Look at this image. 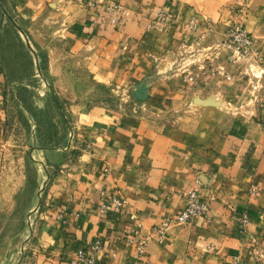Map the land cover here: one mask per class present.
Returning <instances> with one entry per match:
<instances>
[{
  "label": "crops",
  "instance_id": "obj_1",
  "mask_svg": "<svg viewBox=\"0 0 264 264\" xmlns=\"http://www.w3.org/2000/svg\"><path fill=\"white\" fill-rule=\"evenodd\" d=\"M6 3L20 20H50L65 58L50 68L61 78L71 63L126 98L97 95L104 101L62 111L39 93V106L23 92L44 78L0 62V264H87L79 255L96 241L94 264H230L249 235L264 234V0ZM235 26L252 36L259 62L236 60L223 44ZM235 71L253 84L252 106L230 98L242 94L229 92L241 81ZM21 130L30 133L24 159L13 150ZM35 132L48 142L58 132L57 143L35 147ZM191 190L210 199V222L173 225L160 240L155 230Z\"/></svg>",
  "mask_w": 264,
  "mask_h": 264
},
{
  "label": "rangeland",
  "instance_id": "obj_2",
  "mask_svg": "<svg viewBox=\"0 0 264 264\" xmlns=\"http://www.w3.org/2000/svg\"><path fill=\"white\" fill-rule=\"evenodd\" d=\"M52 26L53 25H50V20L47 18H40L36 21L20 20L11 7L6 3V0H0V62L5 66L6 70L10 71V74H17L19 76L29 74L32 65L36 71V75L39 74L44 78L43 80H38V82L34 84H25L29 89L26 88L23 95H28L27 99H29V103L38 104L39 106H41V104L44 105L42 100H38L39 93H45L46 96H49L62 111H69L70 107L75 103H83L84 105L89 106L91 103L104 101H97V99L93 98V96L97 95H99V97L106 96L108 98L107 103L109 104L114 102L115 105V102H123L126 95L117 93L113 89H108L102 84L93 83L85 71H75L74 68H72L70 63L71 59L69 57L66 59L70 63L68 65L71 67L68 66L70 79L65 77L66 73L64 77H60L61 73L59 67L54 69L50 68V61L65 59L58 52L59 42L57 39L49 36L48 32L52 29ZM223 44L229 49V51H233L234 56L236 57L235 59L238 60V56L233 47L227 42V39ZM46 47H48V49H46ZM212 68L209 69V73L213 76L211 71L213 70ZM205 71L206 70L204 69L202 70V72ZM197 73L198 72L196 71L194 74ZM232 76L236 79L239 78L241 81L233 82L232 87L228 86L229 92L233 94L237 92L242 93L237 99L233 98L231 94L230 98H232V102L238 103V101H240L245 104L249 103V105L252 106L254 102L253 84L251 83L249 87L242 84V76H240V73L237 74L236 71L233 72ZM238 84L245 87L237 88L236 86ZM214 85L213 88L220 92L222 85H220V83ZM21 125L22 128H26L27 126L26 124ZM40 126L42 127L41 123ZM43 134L44 133L41 132H35L33 135V144L35 147L42 148L43 145L52 144L53 141L48 142L46 138L45 141L43 140ZM50 134L51 136L53 135L54 142L57 143L56 141L58 140L57 137L59 133L51 132ZM16 135L20 139V145L18 148H13V150L19 154L20 159H24L26 156V142L30 139V133L21 130L16 132ZM9 167H11L10 164L7 166L6 170L9 169ZM23 167H25V165H23ZM36 212L37 211L30 213L26 217L27 225L29 227L32 226L34 222L33 215Z\"/></svg>",
  "mask_w": 264,
  "mask_h": 264
},
{
  "label": "built area",
  "instance_id": "obj_3",
  "mask_svg": "<svg viewBox=\"0 0 264 264\" xmlns=\"http://www.w3.org/2000/svg\"><path fill=\"white\" fill-rule=\"evenodd\" d=\"M107 11L110 14V21L113 24L117 22V16L120 9L116 5H109ZM227 42L233 47L239 60H243L249 65L250 62H259V57L255 55L254 43L252 36L249 35L241 26L230 27L226 33ZM251 72V71H250ZM264 104V100L261 101ZM106 172H108L106 170ZM186 206L181 210L174 219H165L162 225L155 230L160 240L164 239V234L173 226H183L191 223L195 218H203L206 222H210V199L202 196L197 190H191L185 194ZM114 207H122L126 203L120 200H113ZM128 215L132 221L137 220V215L128 210ZM31 218V217H30ZM247 217H242L243 226L247 224ZM138 231L141 225L137 224ZM135 231L134 235L138 236L139 232ZM139 241V240H138ZM102 248L100 241L87 244L86 252L79 255L80 259H84L87 264H94V255ZM137 249L140 254L144 250V242L139 241ZM85 253V254H84ZM230 264H264V234L249 235L245 242L241 253L234 256Z\"/></svg>",
  "mask_w": 264,
  "mask_h": 264
}]
</instances>
